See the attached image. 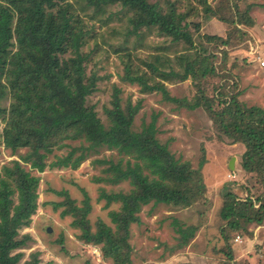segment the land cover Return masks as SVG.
Masks as SVG:
<instances>
[{"label":"trees","instance_id":"1","mask_svg":"<svg viewBox=\"0 0 264 264\" xmlns=\"http://www.w3.org/2000/svg\"><path fill=\"white\" fill-rule=\"evenodd\" d=\"M193 2L202 6L205 17L228 25L226 37L199 33L200 23L193 21L199 7ZM219 3L215 9L207 0H185L184 8L176 0H0V144L18 156L0 168V264H40L39 250L25 259L24 250L33 237L21 232L30 227L38 207L39 176L33 171L77 169L91 158L92 164L104 165L95 182H128L127 191L100 188L97 198L105 201V208L120 204L108 211L110 224L98 219L94 230L87 217L91 204L86 191L83 205L66 191H61L64 200L56 203L66 205L62 214L75 217L72 223L81 229L80 238L98 245L102 258L114 264H132L130 227L140 222L143 205H209L200 171L204 160L193 168L176 158L168 142L157 138L155 116L134 129L141 99L133 103L132 93L125 96L124 87L113 83L110 105L103 106L107 122L89 103L107 76L95 70L97 57L112 54L120 62V82L137 87L143 95L159 92L164 99L177 101L169 95L168 84L189 77L196 84L199 80L188 108H205L221 137L244 145L240 165L253 181L239 184L245 197L226 190L218 211L226 258L219 264H239L231 237L245 234L248 224L264 222V108L238 99V81L226 67L229 49L220 55L211 50L243 37L241 28L253 23L249 7L238 10L236 0ZM113 19L123 32L112 28ZM100 28L110 31L104 34ZM116 33L123 39L116 41ZM152 34L164 43L147 44ZM146 47L152 50L141 55ZM5 100L8 104L3 106ZM102 148L114 150L116 159L93 158ZM50 154L53 159L47 162ZM201 214L206 220L207 213ZM198 221L187 225L173 219L177 247L190 242L200 227Z\"/></svg>","mask_w":264,"mask_h":264},{"label":"rangeland","instance_id":"2","mask_svg":"<svg viewBox=\"0 0 264 264\" xmlns=\"http://www.w3.org/2000/svg\"><path fill=\"white\" fill-rule=\"evenodd\" d=\"M176 1L178 7L185 3V0ZM207 1L215 9L220 4V0ZM236 1L240 11L249 7L248 15L253 22L252 25L250 28H241L243 31L241 39L232 38L234 42L230 45H219L218 50L211 47V50L220 55L222 49H229L227 65H225L230 67L231 74L238 81V99L247 105H259L264 108V66L259 63V59L264 57V0ZM193 4L199 7V13L193 21L200 23V34L217 33L216 35L227 36L226 23L215 17H205L202 6L196 2ZM112 10L119 11V7H113ZM223 14L224 17L230 15L229 11ZM110 23L116 31L123 32L124 27L117 19H113ZM189 29L194 31L193 25H190ZM99 30H103L104 34L110 31L109 28ZM115 36L116 41L124 37L122 33H116ZM146 41L147 44L153 42L152 45L164 43L161 36L154 34L148 36ZM151 50L146 47L141 55H146ZM97 59L98 63L94 65L95 70L98 74L107 76L99 81L98 91L89 97L88 101L95 104L104 121L107 122L103 106L110 105L111 85L118 83L124 87L125 96L132 93L133 103L141 99L139 110L134 118L135 130H139L143 123L150 122L155 116L156 136L161 142H168L169 149L176 158L189 162L193 168L198 166L201 158L204 160L200 171L206 185L209 205L191 208L174 207L163 203L143 205L139 212L140 222L133 223L130 227L132 264H219L220 261H224L226 258L222 250L223 239L220 235L222 225L218 215L223 194L226 190H230L237 193L239 197H245L247 193L240 189V185L253 181L250 179V174L241 169L240 161L245 150L244 145L232 143L225 136L221 137L205 108H188L187 103L194 99L197 85H200L199 80H196L198 81L196 84L195 80L189 77L184 81L168 84L169 95L177 101L167 100L159 92L143 95L138 92L137 87L120 82L117 75L120 62L116 55L112 54L109 57L101 55ZM210 79L214 81L213 78ZM7 104L8 100H5L3 106ZM1 126L0 122V128ZM23 152L24 150H20V153ZM115 154L114 150L102 148L93 158L116 159ZM17 157V154L0 144V168ZM232 157H235L234 170L229 169V161ZM52 159L50 154L46 161L49 162ZM103 167L104 165L92 164L91 158H88L77 169L45 168L42 172L33 171V174L39 176L38 207L32 216L30 227L21 230V232L28 231L33 237L29 247L24 250L25 259L31 251L39 250L40 264L48 261H52L53 264H114L112 260L102 258L98 245L85 243L80 238L81 229L72 223L75 217L62 214L66 205L56 204L65 198L61 191H66L77 205H83V191H86L91 204L87 216L91 229L94 230L98 219L110 224L108 211L117 210L120 203L112 202L105 208V201L97 198L100 188L115 192L127 191L130 186L127 181L116 185L95 182L94 176L102 174L100 171ZM202 211L207 213L206 220L203 219ZM199 217L200 221H198ZM174 218L187 225L201 222L194 237L188 244L181 247L176 246L178 234L173 227ZM246 233H236L230 239L234 250V260L239 264H257L264 261V222L248 224Z\"/></svg>","mask_w":264,"mask_h":264},{"label":"water","instance_id":"3","mask_svg":"<svg viewBox=\"0 0 264 264\" xmlns=\"http://www.w3.org/2000/svg\"><path fill=\"white\" fill-rule=\"evenodd\" d=\"M235 157H232L231 158V160L229 161V169H231V170H234V168H235V165H234V159Z\"/></svg>","mask_w":264,"mask_h":264},{"label":"built area","instance_id":"4","mask_svg":"<svg viewBox=\"0 0 264 264\" xmlns=\"http://www.w3.org/2000/svg\"><path fill=\"white\" fill-rule=\"evenodd\" d=\"M259 63H260L261 66H264V57L259 59Z\"/></svg>","mask_w":264,"mask_h":264}]
</instances>
